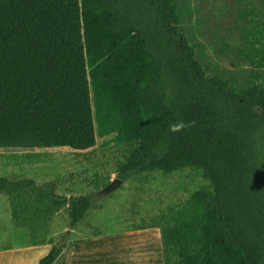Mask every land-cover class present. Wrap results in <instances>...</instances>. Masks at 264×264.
Returning <instances> with one entry per match:
<instances>
[{"label": "trees", "instance_id": "1", "mask_svg": "<svg viewBox=\"0 0 264 264\" xmlns=\"http://www.w3.org/2000/svg\"><path fill=\"white\" fill-rule=\"evenodd\" d=\"M176 17L171 0H0V153L95 149L87 44L97 59L134 34L106 67L113 129L142 140L118 180L197 168L216 190L208 224L161 229L164 264H264L263 76L211 77ZM238 57L264 69V43ZM0 191L65 203L72 231L95 203L31 179H0Z\"/></svg>", "mask_w": 264, "mask_h": 264}, {"label": "rangeland", "instance_id": "2", "mask_svg": "<svg viewBox=\"0 0 264 264\" xmlns=\"http://www.w3.org/2000/svg\"><path fill=\"white\" fill-rule=\"evenodd\" d=\"M171 4L177 12L174 30L187 33L199 62L212 66L211 77H233L245 84L259 73L264 85V69L238 57V51L264 43V0H171ZM84 35L87 39L85 23ZM133 37L97 59L87 44L95 149L0 153V179H31L40 189L66 199L95 198L87 217L72 231L65 203L42 200L27 191H0V203L10 201L13 206L8 216H0V264H37L61 242L65 248L56 264H164L163 227L209 223L216 190L201 169L144 172L103 194L119 181L118 174L142 145L139 139H118L106 73L107 63Z\"/></svg>", "mask_w": 264, "mask_h": 264}, {"label": "crops", "instance_id": "3", "mask_svg": "<svg viewBox=\"0 0 264 264\" xmlns=\"http://www.w3.org/2000/svg\"><path fill=\"white\" fill-rule=\"evenodd\" d=\"M4 202H6L5 204H2V203H0V216L1 215H6V216H8L9 215V213H11L12 212V209H13V206L11 205V203H10V201H4ZM12 206V207H11ZM8 219V218H7ZM10 219V218H9ZM8 219V220H9ZM160 235H161V230H160ZM163 250V249H162ZM162 253H163V251H162ZM164 262V261H163Z\"/></svg>", "mask_w": 264, "mask_h": 264}, {"label": "water", "instance_id": "4", "mask_svg": "<svg viewBox=\"0 0 264 264\" xmlns=\"http://www.w3.org/2000/svg\"><path fill=\"white\" fill-rule=\"evenodd\" d=\"M116 184H119V186H122L123 182H120V181H116L113 183V185L109 186L104 192L103 194H110L112 191H114L116 188H115V185Z\"/></svg>", "mask_w": 264, "mask_h": 264}]
</instances>
